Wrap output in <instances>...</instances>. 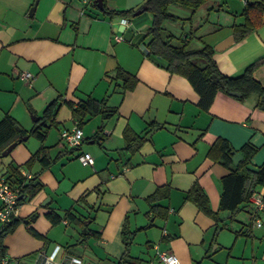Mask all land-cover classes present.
Here are the masks:
<instances>
[{
  "label": "crops",
  "instance_id": "0c3cea01",
  "mask_svg": "<svg viewBox=\"0 0 264 264\" xmlns=\"http://www.w3.org/2000/svg\"><path fill=\"white\" fill-rule=\"evenodd\" d=\"M144 2L102 0L99 8L82 0H0V119L10 115L29 131L45 106L59 100L43 141L27 136L0 158V176L12 164L31 177L38 172L42 183L35 196L18 205L20 221L2 238L9 264H34L38 250L49 252L56 244L62 260L76 256L81 264H114L124 250L123 225L135 231L130 254L141 264L157 251L175 253L178 264H264V211L256 226L244 206L233 214L218 210L220 179L229 169L209 154L222 137L237 151L245 143L254 146L250 163L264 165V98L251 94L238 100L217 91L209 108L200 109L189 81L142 48V33L152 20ZM243 3L208 0L194 12L172 6L182 19L164 26L191 33L194 45L214 47L242 22ZM141 8L133 19L110 14ZM262 55L264 22L224 50L214 49L213 56L220 72L235 75ZM118 68L137 79L132 89L122 91V80L114 78ZM23 71L32 78L21 79ZM253 75L264 84V64ZM88 97L106 99L116 113L109 119L86 115L78 125L67 101ZM77 125L83 141L68 147L60 132ZM125 129L143 138L133 152L123 148ZM42 145L56 159L42 170L38 160L26 167ZM82 152L91 154L92 165L78 160ZM194 182L212 213L186 198ZM155 192L159 198L149 201ZM154 203L164 216L153 213ZM67 210L72 216L65 219ZM49 211L61 220L51 222Z\"/></svg>",
  "mask_w": 264,
  "mask_h": 264
},
{
  "label": "trees",
  "instance_id": "16d2710c",
  "mask_svg": "<svg viewBox=\"0 0 264 264\" xmlns=\"http://www.w3.org/2000/svg\"><path fill=\"white\" fill-rule=\"evenodd\" d=\"M207 1L145 0L141 7H145V12H149L152 17L151 23L142 33V40H144L142 45L146 48L147 54L159 59L164 68L170 73L179 74L189 81L198 94L197 104L202 110L209 108L217 91L224 92L238 100H243L251 94L264 98V84L259 82L253 75L254 71L264 64V55L249 62L238 74L226 75L220 72L217 67L212 46L208 44L194 45L192 44L193 37L189 35L191 33L183 35V32L175 33L165 28V22L182 19L180 15L171 11L172 6L182 7L194 12ZM133 12L132 10H113L110 11V14H118L125 19H133L135 18ZM241 15L243 16L242 22L232 25V34L235 41L241 40L264 22V0H244ZM211 74L219 78V81L214 82L210 77ZM114 78L122 80L121 89L123 92L132 89L137 82L133 75L120 68L117 69ZM231 91L239 92L240 96L231 95ZM67 104L72 109L74 117L77 118L78 125L86 115L100 113L102 119H109L117 110L116 107L107 106L104 98L96 100L88 97L77 104L69 101H67ZM58 107L59 100L54 98L45 106L43 114L29 131L22 129L10 115L3 116L0 119V158L2 157V151L10 143L14 141L22 142L23 136L34 135L40 141H43L47 130L54 124L53 119ZM123 136L125 139L123 148L132 152L139 148L143 139L142 136L129 129L124 130ZM232 150L234 149L227 139L218 137L210 146L209 154L213 156L214 160L229 169V172L220 179L221 191L218 210H228L233 214L246 204L253 190L264 184V165L258 166L257 171H251L245 167L247 163H250V157L256 150L249 143H245L239 148L238 152L241 153L242 160L235 165L232 162ZM55 159L49 158L47 147L42 145L24 162V165L30 167L35 160H38L42 170ZM4 174H6L5 178L11 184L20 187V198L17 205L25 199H31L42 189V183L37 179L38 172L25 179L19 170V166L9 164ZM158 198L157 192L148 197L149 201H156ZM186 198L194 202L199 209L212 213L207 196L197 182H194L187 190ZM151 210L159 216L165 214L164 210L161 213L159 212L162 207L157 203L151 205ZM45 215L53 223L61 220V217L53 211H49ZM64 216L66 219L70 218L72 214L67 210ZM19 221V217L14 216L10 222L2 224L0 228V257L6 255L5 246L1 242L3 236L12 231ZM30 231L33 235H39L33 228H30ZM134 234L135 231H128L123 225L121 240L124 244V250L114 264H141L139 258L130 254ZM195 264H199V262Z\"/></svg>",
  "mask_w": 264,
  "mask_h": 264
},
{
  "label": "built area",
  "instance_id": "2783aa9c",
  "mask_svg": "<svg viewBox=\"0 0 264 264\" xmlns=\"http://www.w3.org/2000/svg\"><path fill=\"white\" fill-rule=\"evenodd\" d=\"M84 4L94 3V0H82ZM129 22V21H128ZM116 39H122L121 35L115 36ZM142 46V45H141ZM145 49L144 46H142ZM23 80H30L32 73L23 71L19 73ZM61 141L68 147H77L83 141L82 129L79 126H74L70 129H63L60 132ZM78 160L83 165H92L93 157L89 152H82L78 156ZM25 179L31 177L27 171H21ZM20 197V187L11 184L4 176H0V221L2 224L8 223L16 216L17 202ZM244 208L247 210L249 218L256 226L261 225L259 213L264 211V184L258 186L250 194ZM62 247L56 244L48 252L45 249H40L36 255L34 264H81V259L76 256H70L67 260L60 258ZM179 258L173 252L157 251L156 256L146 262V264H178ZM0 264H9V258L5 255L0 257Z\"/></svg>",
  "mask_w": 264,
  "mask_h": 264
},
{
  "label": "water",
  "instance_id": "95a60500",
  "mask_svg": "<svg viewBox=\"0 0 264 264\" xmlns=\"http://www.w3.org/2000/svg\"><path fill=\"white\" fill-rule=\"evenodd\" d=\"M94 3L99 7L102 8V0H94ZM145 8V7H144ZM144 8L138 9L137 11H135L134 15H137L139 13L142 12V10ZM121 29V28H120ZM234 37L233 35L223 39L222 41H220L218 44H216L213 48L217 51H221L224 50L225 48H227L230 44H232L234 42ZM210 77L212 78V80L214 82H218L219 78H217L214 74H211ZM231 95L233 96H240V93L237 91H231L230 92ZM38 117H35L34 120H37ZM27 136H23V139H26ZM18 141H14L12 143H10L1 153L2 156H6L16 145H17ZM232 154V162L233 164H237L238 162H240L242 160V155L241 153H239L237 150H232L231 151ZM245 167L251 171H257L258 167L253 165L252 163H247L245 165ZM20 198V197H19ZM29 219H25L24 222H28Z\"/></svg>",
  "mask_w": 264,
  "mask_h": 264
},
{
  "label": "rangeland",
  "instance_id": "374dc122",
  "mask_svg": "<svg viewBox=\"0 0 264 264\" xmlns=\"http://www.w3.org/2000/svg\"><path fill=\"white\" fill-rule=\"evenodd\" d=\"M239 1H241L242 2V0H239ZM242 4V3H241ZM2 226V222L0 221V227ZM141 237V236H140ZM139 237V238H140ZM140 240H141V238H140ZM132 244V243H131ZM214 245V244H213ZM213 245H212V247H213ZM138 246V245H137ZM140 248L139 247H137V249H135L134 250V252H136V251H138ZM216 259V258H215Z\"/></svg>",
  "mask_w": 264,
  "mask_h": 264
}]
</instances>
